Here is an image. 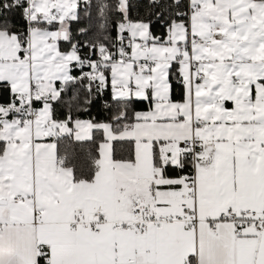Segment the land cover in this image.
I'll return each mask as SVG.
<instances>
[{
	"label": "snow or ice",
	"instance_id": "snow-or-ice-1",
	"mask_svg": "<svg viewBox=\"0 0 264 264\" xmlns=\"http://www.w3.org/2000/svg\"><path fill=\"white\" fill-rule=\"evenodd\" d=\"M0 264H264V0H0Z\"/></svg>",
	"mask_w": 264,
	"mask_h": 264
},
{
	"label": "trees",
	"instance_id": "trees-1",
	"mask_svg": "<svg viewBox=\"0 0 264 264\" xmlns=\"http://www.w3.org/2000/svg\"><path fill=\"white\" fill-rule=\"evenodd\" d=\"M77 148H78V146H77ZM76 163H77V166L84 165L85 168H86V161L83 159L82 154L80 155V157L78 158V160L76 161Z\"/></svg>",
	"mask_w": 264,
	"mask_h": 264
}]
</instances>
